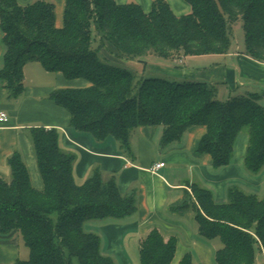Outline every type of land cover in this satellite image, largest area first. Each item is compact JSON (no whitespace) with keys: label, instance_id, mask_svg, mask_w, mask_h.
I'll return each mask as SVG.
<instances>
[{"label":"trees","instance_id":"trees-1","mask_svg":"<svg viewBox=\"0 0 264 264\" xmlns=\"http://www.w3.org/2000/svg\"><path fill=\"white\" fill-rule=\"evenodd\" d=\"M186 1L190 12L177 15L167 0H153L148 12L135 2L65 0L64 23L57 27L49 1L0 0L5 46L0 80L8 97L22 96L24 66L37 61L47 71L89 82L49 95L68 110L77 133L98 140L113 137L130 154L131 134L140 126H161L165 149L201 125L205 133L197 152L209 154L213 170L219 172L232 162L238 135L246 129L244 167L251 174L259 172L264 167V89L238 95L229 90L220 99L224 81L140 77L116 60L139 61L146 72L145 56L170 61L226 54L232 26L241 20L244 52L264 62V0ZM31 139L42 187L32 185L18 150L8 157L10 181L0 178V233H17L29 249L27 259L13 264H115L102 252L100 236L87 231L84 223L132 214L135 193H122L116 177L105 179L98 167L77 183L75 156L61 147L56 128L34 127ZM182 208L194 211L201 236L221 239L214 254L217 264H257L256 246L264 256V196L231 186L228 201L221 203L211 189L192 183L184 202L173 210ZM176 246L175 236L152 227L140 241V264H172ZM178 264H193L192 254H184Z\"/></svg>","mask_w":264,"mask_h":264},{"label":"crops","instance_id":"crops-1","mask_svg":"<svg viewBox=\"0 0 264 264\" xmlns=\"http://www.w3.org/2000/svg\"><path fill=\"white\" fill-rule=\"evenodd\" d=\"M18 1L26 4L27 1L32 3L37 0ZM46 1L53 3L55 24L62 27L65 0ZM115 1L119 4L138 3L146 12L151 10L153 2ZM167 2L177 15L186 14L191 10L186 0ZM4 52L0 29V67ZM107 54L114 58L112 54ZM217 55L236 56L238 69L229 67L228 63H214V66L204 67L197 62L206 60L210 55L184 56L180 58L182 65L171 61L148 60L146 69L176 78L224 81L225 85L221 90L223 95L236 84L246 83L251 88L264 89L263 61L239 52ZM116 60L130 69L144 72L139 61ZM27 64L24 66L25 90L19 98H9L5 82L0 80V111L8 115L6 121L0 122V178L10 181L8 157L18 150L29 170L31 183L36 188H41L42 180L31 139V129L38 126L56 128L61 147L75 156L73 174L77 183H83L92 170L98 167L105 179L111 175L116 177L122 193H135L137 208L132 214L102 220L90 219L84 223L87 231L100 236L102 252L111 256L115 264H140V241L152 227H159L166 237H176L177 246L172 264H178L188 252L192 254L193 264H212V250L198 235L194 211L190 208H173L184 202V192L190 189L192 183H199L211 189L214 198L221 203L228 201V189L231 186L259 196L256 191L264 189V167L254 174L245 169L244 156L248 135L240 134L232 162L219 172L213 170L209 154L197 152L200 139L205 133V127L201 125L188 129L178 141L165 149L161 148V126H140L131 134V153L128 154L113 137L98 140L89 134L77 133L70 124L68 110L55 103L49 96L57 88H82L89 86V82L82 78L67 79L61 72L47 71L42 65L43 69H39L37 65L28 67ZM242 78L247 81L244 82ZM159 162H165V165L152 170ZM23 246L26 245L17 233L7 236L0 233V262L13 264L19 259H27L29 251H25ZM257 264H260V261Z\"/></svg>","mask_w":264,"mask_h":264},{"label":"rangeland","instance_id":"rangeland-1","mask_svg":"<svg viewBox=\"0 0 264 264\" xmlns=\"http://www.w3.org/2000/svg\"><path fill=\"white\" fill-rule=\"evenodd\" d=\"M19 2L22 3V4H25V3H23V1H19ZM28 2L29 1H27L26 3H28ZM231 31H232V44H231V48H230L229 52H233V53L234 52H239V53L246 54L244 52V50H245L244 31H243L241 20H238L236 23L233 24ZM180 58L182 59L183 56L182 57H174L170 61L172 63H176L177 65L178 64L182 65L181 62H180V60H181ZM144 59L149 60V61L150 60L152 61L153 59H155V61H160V62H164L165 61L164 58H160V57L155 56V55L145 56ZM197 62H199V64H203L204 67L214 66L215 65L214 63H219V64H222V65H225V64L228 63L229 67H231L233 69H238V67H237V57L234 56V55H232L230 57H225V56H221V55H217V54H210V56H208V58L206 60L197 61ZM27 63H28L27 65H29L28 67H30L31 65H35V66L37 65V67H39V69H43L41 64L39 62H37V61H28ZM193 64H195V63H193ZM165 75L167 77L171 78L167 74L160 73V72H154L151 69H146V72H139V76L140 77H146V76H164L165 77ZM242 80L244 82L247 81L246 78L245 79L242 78ZM254 90L260 91V89L251 88L246 83H244V85L243 84L242 85H239V84L237 85L236 84V86L232 89V91H231L232 93L231 94L232 95L245 94V93H247V91H254ZM227 92H229V91L227 90ZM219 98L220 99H225L226 95H223V94L220 93L219 94ZM241 133L247 135L246 129L242 130L239 133L238 138L241 136L240 135ZM238 138H237V140H238ZM256 193L259 194V197H263L264 196V189L262 191H256ZM198 235L203 241L208 243V245L210 246V248L212 250V255H211L212 264H217L215 262V259H214V254H215V251L222 246L221 239L219 237H215L213 239H208V238H205V237L201 236L199 233H198ZM24 249H25V251H29L26 246L24 247ZM256 257H257V260L260 261V264H264V256H263V254L261 253V251L259 250V248L257 246H256Z\"/></svg>","mask_w":264,"mask_h":264},{"label":"built area","instance_id":"built-area-1","mask_svg":"<svg viewBox=\"0 0 264 264\" xmlns=\"http://www.w3.org/2000/svg\"><path fill=\"white\" fill-rule=\"evenodd\" d=\"M8 118V115L6 112L4 111H0V122L1 121H6ZM165 165V162H159V163H156L154 166H153V169L152 170H157L158 168L162 167Z\"/></svg>","mask_w":264,"mask_h":264}]
</instances>
